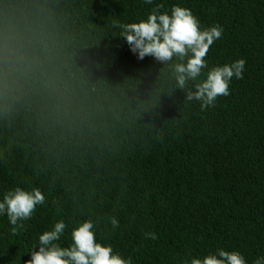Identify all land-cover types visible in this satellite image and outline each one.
<instances>
[{
  "label": "trees",
  "instance_id": "obj_1",
  "mask_svg": "<svg viewBox=\"0 0 264 264\" xmlns=\"http://www.w3.org/2000/svg\"><path fill=\"white\" fill-rule=\"evenodd\" d=\"M177 3L223 27L210 66L246 61L206 110L174 86L175 58L138 59L121 36ZM15 186L46 199L18 234L0 217V264H24L57 219L68 243L86 218L131 264L216 247L252 264L264 255V0H0V198Z\"/></svg>",
  "mask_w": 264,
  "mask_h": 264
},
{
  "label": "clouds",
  "instance_id": "obj_2",
  "mask_svg": "<svg viewBox=\"0 0 264 264\" xmlns=\"http://www.w3.org/2000/svg\"><path fill=\"white\" fill-rule=\"evenodd\" d=\"M145 3L151 5L153 0H145ZM120 27L121 36L138 59L151 56L161 63L177 60L172 66L174 86L183 91L184 102L197 101L201 110L214 106L217 97L229 95L233 77L243 79L245 59L212 66L205 59L210 46L221 38L223 27L219 24L202 26L191 9L179 3L167 8L156 4L145 17ZM45 199L38 187L27 190L15 186L0 198V217H6L10 231L18 234L24 222L33 217L37 206L44 205ZM109 222L113 230L119 227L115 216L110 217ZM67 227L63 219H57L50 228L40 232L36 242L27 249L30 258L24 264H131L130 258L97 238L92 219L75 221L70 229V241L65 244L61 237L65 236ZM144 235L157 239L155 232ZM181 264H248V260L239 250L216 247L190 256ZM252 264H264V255H257Z\"/></svg>",
  "mask_w": 264,
  "mask_h": 264
}]
</instances>
